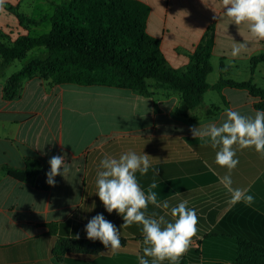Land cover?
<instances>
[{"label":"crops","instance_id":"crops-1","mask_svg":"<svg viewBox=\"0 0 264 264\" xmlns=\"http://www.w3.org/2000/svg\"><path fill=\"white\" fill-rule=\"evenodd\" d=\"M62 1L67 0H4L1 36L13 43L20 37L46 34L47 27H41L51 25L55 12L50 2ZM136 1L149 8L146 30L159 41L168 67L184 71L212 35L213 70L208 84L252 81L264 89V40L252 37L246 23H231L224 15L222 0ZM20 16L44 22L27 27L20 23ZM239 43L246 47L233 56ZM16 72L0 70V264H139L138 256L145 247L142 226L122 227V216L115 211L109 214L96 194L100 161L129 151L150 156L152 167L146 175L137 172V180L146 193L156 183L158 201L169 203L168 209L149 204L146 216L155 213L154 218L163 215L171 222L170 209L182 200L197 213V236L179 264H232L238 238L264 248V156L253 148L237 151L239 164L230 173L232 187L247 189L255 199L251 206L231 205L230 195L220 183L228 170L215 163L218 149L190 132L199 125L222 124L225 108L253 116L260 98L244 89H209L203 103L189 110L177 92L154 84L151 95L143 97L129 89L107 86L68 84L71 88L65 90L64 85L36 76L24 81L19 97L7 99L4 87ZM66 94L70 114L64 124ZM82 94L85 99L80 106L77 100ZM13 115L22 121L16 122ZM56 155L64 156L71 170L65 177L57 175L55 186L48 191L37 189L32 180L20 183L1 171L22 170L28 161L49 168V160ZM97 214L116 226L125 245L114 254L69 255L57 260L52 253L57 240L77 235L76 239L89 240L85 228ZM51 227L55 233L50 232Z\"/></svg>","mask_w":264,"mask_h":264},{"label":"trees","instance_id":"trees-1","mask_svg":"<svg viewBox=\"0 0 264 264\" xmlns=\"http://www.w3.org/2000/svg\"><path fill=\"white\" fill-rule=\"evenodd\" d=\"M50 4L55 9L50 18V32L36 38L20 37L13 43L6 42L0 34L2 72L14 61L24 59L28 50L44 47L48 52L46 59L32 60L7 79L4 87L7 99L19 97L24 81L39 76L56 85L116 87L143 97L151 95V84H154L177 92L189 110L203 103L209 89L220 91L231 87L247 90L251 96L260 98L256 108L264 110V89L252 81L220 80L215 86L208 84L207 77L213 70L212 35L206 37L184 71L176 70L166 65L159 41L147 33L149 8L143 3L136 0H67ZM19 20L27 27H37L44 22V19L25 16H20ZM12 119L18 123L22 121L15 115ZM1 171L20 183L32 180L39 190L51 188L46 182L50 167L43 168L37 161H28L22 170L1 168ZM50 232L55 233V229L51 227ZM125 242L121 239V247ZM108 251L99 240L60 237L52 253L61 261L69 255L96 257ZM232 264H264V248L238 238Z\"/></svg>","mask_w":264,"mask_h":264},{"label":"clouds","instance_id":"clouds-1","mask_svg":"<svg viewBox=\"0 0 264 264\" xmlns=\"http://www.w3.org/2000/svg\"><path fill=\"white\" fill-rule=\"evenodd\" d=\"M4 0H0V8ZM224 15L231 23L237 26L246 23L249 31L257 40H264V0H222ZM246 45L239 43L234 47L232 55H238ZM225 120L219 126L215 123L190 128L194 138H199L205 144L218 149L215 154V163L226 168L228 174L220 178V183L230 195L229 203L235 205L244 203L251 206L254 196L247 189L233 188L230 173L239 164L237 151L253 148L264 156V110H256L253 116L241 115L231 108L224 109ZM50 171L46 173V182L55 186V177L70 172L71 165L65 163L62 155H56L49 160ZM152 167L150 156L129 151L119 158L105 156L100 161V170L97 172L96 187L100 201L106 211L111 214L115 211L121 215L124 224L129 227L133 224L142 226L143 255L138 256L139 264H179L180 258L189 250L193 238L198 233V216L195 209L188 207V201L182 200L171 207V222L160 215L159 218L146 216L149 204L169 208L167 200L158 201L156 183H152L147 193L141 188L136 173L146 175ZM61 169L63 171L61 172ZM87 238L99 240L105 248L113 254L121 249L120 232L116 226L105 219L103 214H97L86 225ZM76 238H79L77 235ZM147 258H151V261Z\"/></svg>","mask_w":264,"mask_h":264},{"label":"rangeland","instance_id":"rangeland-1","mask_svg":"<svg viewBox=\"0 0 264 264\" xmlns=\"http://www.w3.org/2000/svg\"><path fill=\"white\" fill-rule=\"evenodd\" d=\"M47 27V33L50 31L51 29V25L47 24V25H43L41 27V30H44V27ZM48 57V52L46 51L45 48H36L33 51H31L30 53H28L24 59L17 61L15 64L11 65L8 70L10 72H16L18 71L20 68L24 67L25 65H27L28 63H30L32 60L34 59H41L44 60ZM75 87V86H74ZM63 88L65 90H67L68 88H71L70 85H64ZM76 88V87H75ZM85 99V94L80 95V98L77 100V102H79L80 106L83 105ZM69 105H70V101H69V95L66 94L65 97V101H64V110L62 112L63 114V118H64V124H67V120L69 117ZM201 111V109H200Z\"/></svg>","mask_w":264,"mask_h":264}]
</instances>
